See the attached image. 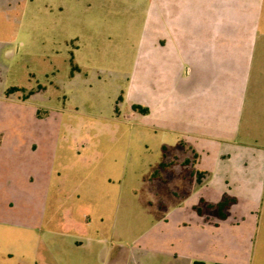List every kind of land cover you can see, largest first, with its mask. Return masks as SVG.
<instances>
[{"label":"rangeland","instance_id":"rangeland-1","mask_svg":"<svg viewBox=\"0 0 264 264\" xmlns=\"http://www.w3.org/2000/svg\"><path fill=\"white\" fill-rule=\"evenodd\" d=\"M116 11L124 16L122 26L81 46L74 70L62 55H21L16 46V59L0 62V70L9 68L0 74V264H35L50 254L48 242L72 234L63 225L85 212L94 223L98 210H192L198 195L180 194L195 168L177 165L194 159L188 140L215 141L202 127H218L224 117L211 110L202 117L182 114L177 95L183 89L196 94L202 80L216 99L250 97L246 89L227 87L226 72L195 71L190 61L168 70L163 19L153 18L148 4L135 7L128 35L120 33L128 27L126 8H110L108 16L119 17ZM251 74L255 80L257 72ZM234 77L245 82L250 72ZM134 106L147 113L133 112ZM236 112L230 114L234 122L240 119ZM236 130L232 142L264 150V134L239 125ZM169 161L177 165L166 182L151 180L158 165ZM239 211L240 236L250 233L252 240H240L235 251L221 241L220 264H248L250 249L264 239V196L252 210Z\"/></svg>","mask_w":264,"mask_h":264},{"label":"crops","instance_id":"crops-1","mask_svg":"<svg viewBox=\"0 0 264 264\" xmlns=\"http://www.w3.org/2000/svg\"><path fill=\"white\" fill-rule=\"evenodd\" d=\"M145 3L153 8V18L162 16L168 70L190 61L195 71L226 72L227 87L233 92L237 86L246 89L250 97L239 102L234 94L216 99L204 91L202 80L196 81V94L183 89L177 95L182 114L202 117L211 110L224 117L218 127H202L217 136L215 141H187L196 155L189 164L207 174L201 184H188L180 194V198L198 195L192 210H98L94 223L85 212L63 225L72 234L48 242L50 254L39 256L35 264H220L221 241L235 251L240 240H252L250 233L240 236L237 217L243 218L239 210H252L264 196V150L232 142L230 136L237 125L253 135L264 134V0H8L0 3V62H13L16 46L21 55H62L63 64L76 68L81 46L110 36L107 31L115 24L122 26L123 14L116 11L119 17H109L108 9L123 13L126 8L128 27L121 30L123 36L135 23V7ZM147 56L155 65L150 52ZM48 63L54 67L50 59ZM8 69L2 67L0 74ZM243 72H250V77L257 72L256 79L236 81L234 76ZM211 87L218 85L212 82ZM236 108L240 119L236 121V116L234 122L230 114L234 116ZM185 160L177 167L182 168ZM224 196L235 203L220 220L216 210L204 206ZM201 202L199 215L194 207ZM247 256L248 264H264V239Z\"/></svg>","mask_w":264,"mask_h":264},{"label":"trees","instance_id":"trees-1","mask_svg":"<svg viewBox=\"0 0 264 264\" xmlns=\"http://www.w3.org/2000/svg\"><path fill=\"white\" fill-rule=\"evenodd\" d=\"M72 70H74V67H71ZM13 88L9 89V91H12ZM133 112L138 111L140 113L146 114L147 109L146 108H141L139 106H134L132 108ZM183 145V144H182ZM190 150V149H189ZM193 154V158H196V155L191 151ZM189 160H185L180 166H188L189 165ZM177 165V162L175 161H169V162H162L158 165V169L155 170L152 175H151V180H159L162 183L166 182L167 178V173L172 172V168ZM162 171L165 175L161 176L159 175V172ZM207 177V174L205 172H199V171H192L189 175V177L186 179L187 183L191 185L192 183L195 184H201ZM194 181V182H193ZM235 203V200L232 198H229L227 196H224L220 202L216 204H207L204 206L206 209H214L217 212V216L220 220H223L227 216V210L229 207ZM203 202H201L198 206L194 207V210L197 212V214L201 215L202 210H203Z\"/></svg>","mask_w":264,"mask_h":264}]
</instances>
